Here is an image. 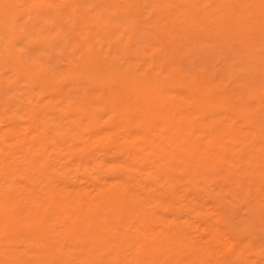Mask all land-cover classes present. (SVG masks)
Instances as JSON below:
<instances>
[{
	"label": "rangeland",
	"instance_id": "374dc122",
	"mask_svg": "<svg viewBox=\"0 0 264 264\" xmlns=\"http://www.w3.org/2000/svg\"><path fill=\"white\" fill-rule=\"evenodd\" d=\"M0 264H264V0H0Z\"/></svg>",
	"mask_w": 264,
	"mask_h": 264
},
{
	"label": "bare ground",
	"instance_id": "6f19581e",
	"mask_svg": "<svg viewBox=\"0 0 264 264\" xmlns=\"http://www.w3.org/2000/svg\"><path fill=\"white\" fill-rule=\"evenodd\" d=\"M56 2H58V1H56ZM50 10V9H49ZM195 10V9H194ZM2 12V11H1ZM72 12V11H71ZM3 14H4V12H2ZM14 13V12H13ZM75 13V12H74ZM9 14V13H8ZM9 17V16H8ZM14 17V16H13ZM63 20V19H62ZM127 22V21H126ZM133 24V23H132ZM19 25V24H18ZM135 25V24H134ZM98 27V26H97ZM15 29V28H14ZM13 29V30H14ZM17 30V29H16ZM121 41V40H120ZM44 43V42H43ZM50 43V42H49ZM47 46H48V44H46ZM49 48V47H48ZM85 50V49H84ZM101 50V49H100ZM104 54V53H103ZM83 60H84V58H83ZM86 61V60H85ZM83 63V62H82ZM80 64V63H79ZM80 68V67H79ZM163 73V72H162ZM14 86V85H13ZM113 98H115V97H113ZM201 146V145H200ZM105 150V149H104ZM108 167V166H107ZM110 167V166H109ZM106 168V167H105ZM109 169V168H108ZM60 207V206H59ZM208 223V222H207ZM223 223V222H222ZM222 226V225H221ZM228 229V228H227ZM218 230V229H217ZM220 230V229H219ZM218 230V231H219ZM227 231V230H226ZM222 232H223V230H222ZM217 235V234H216ZM219 236V235H218ZM222 237V236H221ZM234 237V236H233ZM224 239V238H223ZM236 239V238H235ZM234 239V240H235ZM224 241V240H223ZM238 241V240H237ZM215 242V241H214ZM228 242V241H227ZM232 242V241H231ZM229 244V243H228ZM227 244V245H228ZM230 245V244H229ZM229 250V249H228ZM228 250H226L227 252H228ZM224 252V251H223ZM242 254V253H241ZM224 255V254H223ZM213 259V258H212Z\"/></svg>",
	"mask_w": 264,
	"mask_h": 264
}]
</instances>
